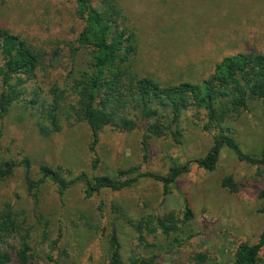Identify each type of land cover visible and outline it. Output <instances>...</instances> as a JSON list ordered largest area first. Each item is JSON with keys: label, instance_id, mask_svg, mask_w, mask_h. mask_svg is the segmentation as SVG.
Segmentation results:
<instances>
[{"label": "rangeland", "instance_id": "1", "mask_svg": "<svg viewBox=\"0 0 264 264\" xmlns=\"http://www.w3.org/2000/svg\"><path fill=\"white\" fill-rule=\"evenodd\" d=\"M122 24L135 34L137 51L127 65L132 77L152 78L163 84L197 83L209 77L214 66L234 53H264V0H118ZM93 5L103 11L102 0ZM0 27L26 40L41 54L42 66L35 83L48 92L67 82L74 50L84 23L77 16L76 0H0ZM77 57L85 58L83 52ZM77 58V59H78ZM1 92V83H0ZM38 115L23 103H15L2 120L0 133V212L10 206L21 229L6 238L15 256L22 236L38 255L30 264H51L52 255L65 264H106L111 237L116 234L125 261L147 259L150 250L139 241L129 220L140 221L173 213L182 219L186 204L195 218L197 235L154 264H234L239 243L256 244L264 231L260 193L264 177L257 167L240 161L228 147L209 172L196 161L206 157L214 135L204 129L207 111L191 108L181 118L182 137L171 135L149 140L142 146L145 124L133 132L110 127L100 133L96 153L90 147L93 134L86 122H64L61 132L44 137L36 126ZM233 130L240 149L253 156L264 150V111L252 100L239 117L221 124ZM187 165L165 198L162 183L142 178L120 192L104 189L92 198L83 182L64 195L47 180L29 191L27 176L42 177L41 167L71 169L78 175L116 177L134 166L146 173L167 175L170 159ZM26 159L29 160V169ZM98 159L97 167L94 161ZM231 176L238 190L223 186ZM68 177V176H67ZM156 224V223H155ZM149 243L157 242L144 231ZM205 254L200 263L197 256ZM14 264V263H13Z\"/></svg>", "mask_w": 264, "mask_h": 264}, {"label": "trees", "instance_id": "2", "mask_svg": "<svg viewBox=\"0 0 264 264\" xmlns=\"http://www.w3.org/2000/svg\"><path fill=\"white\" fill-rule=\"evenodd\" d=\"M76 3L77 16L84 28L64 88L54 85L44 92L40 87L31 86L29 90V85L37 81L42 70L41 54L20 36L0 27V133L2 120L10 108L15 103H23L37 113L36 126L44 137L61 132L64 122L88 123L93 134L90 149L94 153L105 128L129 133L143 123L142 146L147 155L151 138L171 135L180 142L183 113L191 108L204 109L208 117L204 129L213 133L214 145L206 157L196 161L198 167L214 171L222 149L228 147L240 161L256 166L258 175L264 177V150L260 156L243 152L234 139L233 130L221 126L225 121L239 117L252 100L261 102L264 111V53L239 52L226 56L214 66L209 77L197 83L163 85L152 78L132 77L127 65L136 54L137 42L135 34L122 24L124 17L118 0H102L103 11L93 5V0H76ZM79 52L84 53V59L77 57ZM169 159L167 175L146 173L141 167L134 166L120 170L116 177L94 176L90 179L81 174L71 178V169L52 170L42 166V177L33 181L27 176V182L32 192L50 180L58 186L61 196L74 184L83 182L86 197L92 198L104 189L120 192L135 186L142 178H150L162 183L167 198L172 185L187 171V165L172 157ZM26 163L29 169V160L26 159ZM97 164L98 159H95L94 167ZM0 174L3 176L2 172ZM223 186L232 192L238 190L231 176L225 177ZM260 198L264 210V188ZM15 216L9 205L0 212V264H30L38 258L30 246L29 234L22 236L21 247L15 250V256L9 252L6 238L21 229ZM194 218L186 204L182 219L170 213L155 220H129L139 241L150 250L151 257L149 260L130 258L129 262L125 261L118 237L113 234L106 264H154L161 255L170 254L197 235L191 227ZM145 230L157 242H147ZM45 259L51 264H65L52 255H45ZM197 259L204 263L206 256L199 254ZM234 264H264V231L258 243L238 244Z\"/></svg>", "mask_w": 264, "mask_h": 264}]
</instances>
